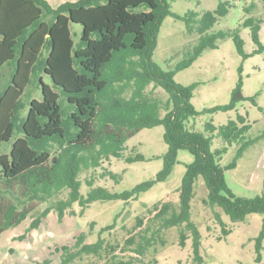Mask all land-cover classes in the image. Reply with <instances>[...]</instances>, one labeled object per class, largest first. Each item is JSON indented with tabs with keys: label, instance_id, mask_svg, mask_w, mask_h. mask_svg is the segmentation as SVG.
I'll use <instances>...</instances> for the list:
<instances>
[{
	"label": "trees",
	"instance_id": "trees-1",
	"mask_svg": "<svg viewBox=\"0 0 264 264\" xmlns=\"http://www.w3.org/2000/svg\"><path fill=\"white\" fill-rule=\"evenodd\" d=\"M260 1L264 8V0ZM230 6L225 1L212 12L173 15L197 39L173 69L164 71L152 56L159 28L172 15L166 0H76L55 7L47 0H0V235L31 218L40 204L46 205L42 216L55 211L62 218L76 203L82 214L96 201L135 199L154 183L165 181L178 152L185 150L193 161L173 197L145 208L130 226L122 227V235L101 237L104 232L110 237L114 225L101 229L95 242L78 233L70 244L55 246L49 254L56 256L55 261L49 258L42 264H155L153 257L149 263L147 259L165 247L171 228H178L180 247L191 237L193 264H203L200 232L191 220L199 178L207 191L202 202L213 211L221 236L231 229L215 209L232 223L253 213L263 216L255 240V264H261L264 194L235 197L225 180V173L236 168L257 139H246L250 126L240 114L218 128L206 123L205 133L188 129L186 123L198 114L191 104L197 83L182 86L174 80L204 51L217 49V42L228 37L243 61L264 51L259 37L263 21L254 16L243 23L257 47L251 54L244 53L238 30L208 33ZM254 7L251 3L244 10L250 13ZM71 25L81 26L77 39ZM33 92L37 97H30ZM244 99L239 77L230 103L206 112L234 110ZM157 126L164 129L167 152L153 180L120 194L92 187V171L120 180L103 167L111 158L143 160L138 154L124 158L125 143L140 130ZM214 136L226 146L237 145L233 160L224 166L219 162L227 147L212 151ZM259 168L264 169V160ZM83 184L89 187L85 197L80 193ZM38 223L32 218L30 228Z\"/></svg>",
	"mask_w": 264,
	"mask_h": 264
},
{
	"label": "rangeland",
	"instance_id": "rangeland-1",
	"mask_svg": "<svg viewBox=\"0 0 264 264\" xmlns=\"http://www.w3.org/2000/svg\"><path fill=\"white\" fill-rule=\"evenodd\" d=\"M225 1L231 5L228 14L219 18L208 33L238 30L244 41V53L251 54L257 47L251 41L249 28L243 26V23L248 17L254 16L263 21L259 37L264 44V8L260 0H166L172 15L167 16L159 28L152 60L164 71L171 70L196 43V34L187 33L184 21L173 15L183 17L190 11L200 14L212 12L219 2ZM251 3L255 7L250 13H246L244 7ZM71 30L77 33L74 37L77 39L81 26L71 25ZM217 44V49L204 51L189 68L178 72L174 80L182 86L197 83L191 104L198 114L186 123L188 129L205 133V124L208 122L218 128L229 120L236 121L238 114L245 117L246 125L250 126L246 139L257 141L243 153L236 168L225 173V180L227 188L235 197L253 198L264 194V169L259 168V162L264 160V51L243 61L232 38L222 39ZM239 77L242 79V95L245 99L234 110L206 112L207 109L230 103L231 92ZM44 80L49 82L46 76ZM151 88L152 86L148 89ZM155 93L162 91L155 89ZM32 96L37 97V93H31L30 97ZM163 133V127L157 126L142 129L129 138L125 143L124 158L138 154L143 160L129 163L124 159L111 158L103 167L119 175L120 180L116 182L109 177L101 178L100 172L93 174L92 171V187H102L111 193L120 194L153 180L163 168L162 156L167 152ZM223 146L226 145L222 140L214 136L211 150L215 151ZM226 147L227 151L219 162L222 166L233 160L237 149L236 144ZM192 161L193 156L188 151L180 150L172 172L165 181L154 183L149 190L128 201H96L84 208L82 214L81 207L76 203L62 218L55 211L42 216L46 205H37L31 218L0 235V264H42L45 259L50 258L49 254L55 246L70 244L80 232L88 234V240L95 242L101 229L114 225L110 237L107 232L102 233L101 237L108 239L115 234L122 235V227L130 226L145 208L167 197H173ZM195 188V196L191 202V220L200 232L203 264H255V240L261 230L263 216L253 213L243 222L232 223L219 209H215L222 214L223 222L231 229L230 234L221 236V227L214 221L213 211L202 202L207 191L201 178L196 181ZM88 191L89 187L83 184L80 193L85 197ZM70 211L75 214L71 215ZM32 218L39 219L34 229L30 228ZM92 224L93 228L90 229ZM178 240V228H171L167 232V244L158 249L155 255L149 256L148 263L153 257L155 264H193L191 237L186 240L184 247L179 246ZM262 247L261 264H264V239ZM50 259L55 261L56 256Z\"/></svg>",
	"mask_w": 264,
	"mask_h": 264
},
{
	"label": "crops",
	"instance_id": "crops-1",
	"mask_svg": "<svg viewBox=\"0 0 264 264\" xmlns=\"http://www.w3.org/2000/svg\"><path fill=\"white\" fill-rule=\"evenodd\" d=\"M51 5H54V7L55 6H57V5H59V4H61V3H63V2H66L65 0H53V1H58V2H55V3H53L51 0H47ZM74 1H76V0H74ZM70 2H73V1H70Z\"/></svg>",
	"mask_w": 264,
	"mask_h": 264
}]
</instances>
